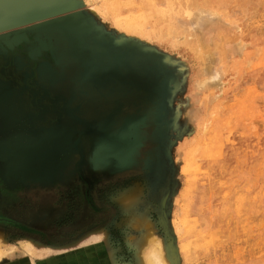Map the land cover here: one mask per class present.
<instances>
[{"label":"rangeland","instance_id":"obj_1","mask_svg":"<svg viewBox=\"0 0 264 264\" xmlns=\"http://www.w3.org/2000/svg\"><path fill=\"white\" fill-rule=\"evenodd\" d=\"M132 1L0 0V264H264V0Z\"/></svg>","mask_w":264,"mask_h":264},{"label":"bare ground","instance_id":"obj_2","mask_svg":"<svg viewBox=\"0 0 264 264\" xmlns=\"http://www.w3.org/2000/svg\"><path fill=\"white\" fill-rule=\"evenodd\" d=\"M163 1L166 3H163L161 0L160 4L162 6H165L166 9H169L173 6L175 10H178V13H183L184 11L187 10V8H191V10L189 12L198 11V13L202 14L203 8H205L206 6H210V7H212V9H216L217 11L222 12V13L226 14L227 16L229 15L231 20L227 19V20H230V22L228 23V21H226V24L230 25L231 26L230 28H232L234 23L238 21V11H236V8H238V7L244 8L245 5L247 6V3L249 2V0H163ZM250 2H251V4H253L252 3L253 0H250ZM125 5H131L132 6L133 1L132 0H103L102 6L100 7V9H94L93 8L91 10V12L95 16L100 17L103 20H107L108 22L116 23L118 25L117 27H119V28H124L125 30H128V31H131V30L139 31V27H136V21L140 18L139 15L136 14V16L134 17L131 10H126L125 14L122 13L123 11L120 10V8H122ZM178 7H179V9H178ZM194 8H196V9H194ZM241 10L242 9L239 10V13L247 14V11H245V10L241 11ZM155 12H157V14ZM153 13H155L157 15V17H159L157 19L158 26H160L158 28V30L161 33L160 39L163 40V44L165 46H174V47L180 49L181 51L183 50V52H190L191 48L189 47L188 44L181 43L180 42L181 38H173L171 36L170 31L173 28L174 21L169 19L167 12L162 11V10L156 11V9H155V11ZM130 18H131V22L125 21V19L129 20ZM248 23H246V25ZM242 24L244 25L243 20H242ZM243 25H241V26L243 27ZM154 30H156V26L154 27ZM120 31H121V29H120ZM198 32L201 33L200 30ZM217 32H221V33H218V35H217L218 39L222 38V34H226L229 37H232V34H230L229 29L225 30V31H218L217 30ZM151 34L152 33H150V37L152 36ZM191 39H192V37L191 38L187 37V40H191ZM41 43H42V41H41ZM46 43H47V41H46ZM187 48H189V50H187ZM195 54H197V55L202 54V49L194 51V55ZM123 137H124V135H123ZM118 138H119V136H118ZM125 138H127V137H124V141H125ZM201 147H203V148L205 147L204 140L202 141ZM222 220L224 221L225 219L223 218ZM250 237H253V234L249 235L248 238H250ZM249 242L252 243L251 240ZM8 251H10V249L6 248V246H4L2 243H0V261L4 256L7 255ZM154 254H156V252ZM157 261L162 264L161 260L158 259Z\"/></svg>","mask_w":264,"mask_h":264},{"label":"water","instance_id":"obj_3","mask_svg":"<svg viewBox=\"0 0 264 264\" xmlns=\"http://www.w3.org/2000/svg\"><path fill=\"white\" fill-rule=\"evenodd\" d=\"M14 41H18V36L14 37ZM43 48H46L45 44H43Z\"/></svg>","mask_w":264,"mask_h":264}]
</instances>
